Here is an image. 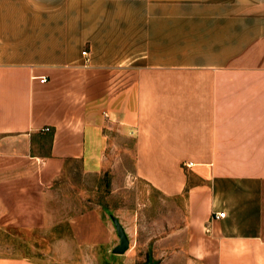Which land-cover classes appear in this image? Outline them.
Here are the masks:
<instances>
[{
	"label": "crops",
	"instance_id": "1",
	"mask_svg": "<svg viewBox=\"0 0 264 264\" xmlns=\"http://www.w3.org/2000/svg\"><path fill=\"white\" fill-rule=\"evenodd\" d=\"M114 154L181 199L187 264H264V0H0V227Z\"/></svg>",
	"mask_w": 264,
	"mask_h": 264
},
{
	"label": "rangeland",
	"instance_id": "2",
	"mask_svg": "<svg viewBox=\"0 0 264 264\" xmlns=\"http://www.w3.org/2000/svg\"><path fill=\"white\" fill-rule=\"evenodd\" d=\"M127 146L114 150L132 151L130 142ZM128 160L114 154L101 174H85L76 166L54 184L46 199L48 227H0V259L25 258L35 264H187L181 199L162 196L135 177ZM113 218L130 240L123 255L112 252L120 241Z\"/></svg>",
	"mask_w": 264,
	"mask_h": 264
},
{
	"label": "water",
	"instance_id": "3",
	"mask_svg": "<svg viewBox=\"0 0 264 264\" xmlns=\"http://www.w3.org/2000/svg\"><path fill=\"white\" fill-rule=\"evenodd\" d=\"M114 226L117 231V235L119 237V244L113 249V254L114 255H123L125 254L129 248H130V240L129 237L122 226V224L119 222L118 219L113 218Z\"/></svg>",
	"mask_w": 264,
	"mask_h": 264
},
{
	"label": "built area",
	"instance_id": "4",
	"mask_svg": "<svg viewBox=\"0 0 264 264\" xmlns=\"http://www.w3.org/2000/svg\"><path fill=\"white\" fill-rule=\"evenodd\" d=\"M82 55H83L84 57H87V56H88L87 51H83V52H82ZM87 59H88V58H87ZM41 81H42V82H46V78H42ZM224 217H225V213H224V212L216 213V215H215V218H216V219H220V218H224Z\"/></svg>",
	"mask_w": 264,
	"mask_h": 264
}]
</instances>
